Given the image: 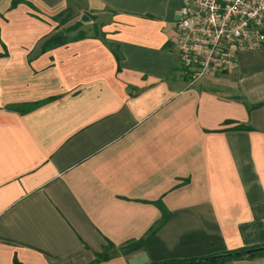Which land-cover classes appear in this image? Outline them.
Listing matches in <instances>:
<instances>
[{"label":"crops","instance_id":"0c3cea01","mask_svg":"<svg viewBox=\"0 0 264 264\" xmlns=\"http://www.w3.org/2000/svg\"><path fill=\"white\" fill-rule=\"evenodd\" d=\"M25 1L37 11L0 0V264H88L107 240L100 264L264 244V45L194 85L174 43L181 0H84L98 32L44 51L68 0ZM158 200L166 221L122 253Z\"/></svg>","mask_w":264,"mask_h":264},{"label":"built area","instance_id":"2783aa9c","mask_svg":"<svg viewBox=\"0 0 264 264\" xmlns=\"http://www.w3.org/2000/svg\"><path fill=\"white\" fill-rule=\"evenodd\" d=\"M174 38L190 84L232 74L241 51L264 45V0H181Z\"/></svg>","mask_w":264,"mask_h":264},{"label":"trees","instance_id":"16d2710c","mask_svg":"<svg viewBox=\"0 0 264 264\" xmlns=\"http://www.w3.org/2000/svg\"><path fill=\"white\" fill-rule=\"evenodd\" d=\"M20 2H25L27 5H29L33 10L37 11V8L30 2L25 1V0H11L10 5L8 9L14 8L18 3ZM59 14L53 15L52 19L54 21L58 22V25H63L67 22L68 18L63 17L62 19H59L58 17ZM81 25L80 21H76L74 24L71 26H68L65 29H62L64 32L63 36H58L57 32L52 35L51 37L45 39L43 43L41 44V50H47L50 48H53L55 46L62 45L64 43L82 39L87 37V32L83 29H79ZM95 25H93V28L95 29ZM70 32H75L74 34L70 35ZM110 50L113 53L116 62H119L122 59V54L120 51H118L117 48L113 47V45H110ZM39 103H34L31 107L37 106ZM259 104H254L252 107L258 106ZM250 108V106H248ZM230 121H225V123H229ZM236 130H242V129H250V127L245 126V125H237L234 127ZM161 211V217L154 222V224L148 229L146 235L138 240L132 241L127 243L124 246L120 247V250L122 253H128L133 250H136L139 248L147 239L148 237L154 233V231L161 226L166 219L168 218V212L166 211L164 205L161 203L160 200L154 201L153 202ZM258 245V246H252V247H244V248H239L236 250H229L225 251L223 253L219 254H213V255H208L205 257H209L207 260L203 262H194L199 258H193V259H184V260H178V259H172V260H167L164 262H159V263H152V264H230L234 260L238 259H252L256 257H261L264 256V248L262 249H257L258 247L263 246ZM247 251V252H246ZM112 252H115V246L112 242L106 241V243L101 247V250L98 252L94 253V259L89 262L88 264H100L102 261H106L110 258V255ZM12 264H22L20 263L16 258L13 259Z\"/></svg>","mask_w":264,"mask_h":264},{"label":"rangeland","instance_id":"374dc122","mask_svg":"<svg viewBox=\"0 0 264 264\" xmlns=\"http://www.w3.org/2000/svg\"><path fill=\"white\" fill-rule=\"evenodd\" d=\"M57 14H59L58 15L59 19H62L63 17L68 18L65 24L58 26L60 30L65 29L68 26H71L76 21H80V16L82 14H86L90 20L86 23L81 22L79 29L85 30L87 34H92L96 31L98 32L97 27H95V29L92 28L93 25H96L91 23L92 19H94L95 16L92 14V10L87 6L84 0H68L64 8L55 9L53 15H57ZM74 33L75 32H70L69 34H74ZM185 80L190 81L191 78L188 75H186ZM200 81L201 80L199 81L197 80L196 83H194V85H196L197 82L199 83Z\"/></svg>","mask_w":264,"mask_h":264},{"label":"water","instance_id":"95a60500","mask_svg":"<svg viewBox=\"0 0 264 264\" xmlns=\"http://www.w3.org/2000/svg\"><path fill=\"white\" fill-rule=\"evenodd\" d=\"M90 19H89V17L86 15V14H82L81 16H80V22H82V23H86V22H88ZM64 35V32L62 31V30H59L58 31V36H63ZM262 248H264V245L263 246H261V247H258L257 249H262ZM247 252V251H246ZM209 257H201V258H199V259H197L196 261H194V262H196V263H198V262H203V261H205V260H207Z\"/></svg>","mask_w":264,"mask_h":264}]
</instances>
